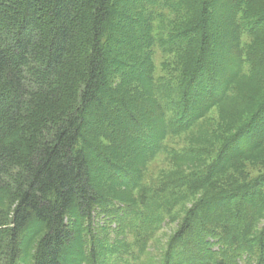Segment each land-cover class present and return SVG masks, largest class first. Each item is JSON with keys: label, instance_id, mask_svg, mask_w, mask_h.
<instances>
[{"label": "trees", "instance_id": "trees-1", "mask_svg": "<svg viewBox=\"0 0 264 264\" xmlns=\"http://www.w3.org/2000/svg\"><path fill=\"white\" fill-rule=\"evenodd\" d=\"M134 1L0 0V264H26L28 259L31 264L86 263L93 214L110 200L94 179L91 156L106 165L112 178L126 185L133 179L87 138L94 133L91 120L100 121L103 127L97 136L106 135L123 148L128 136L142 138L144 149L138 156L148 152L154 156L167 135L187 131L227 98L229 81L222 85L207 68L216 46L209 32L214 1L181 0L188 9L197 7L193 9L197 20L183 38L172 36L178 50L182 49L178 40L193 46L183 85L172 105L161 98L162 90L153 81L151 59L144 50L153 41L150 16L138 26L136 13L141 6ZM225 1L232 6L223 20L231 37L229 66L239 67L241 56L237 58L236 49L242 27L237 18H243L246 32L257 39L264 35V13L252 9L255 0ZM128 27L130 36L139 42L136 46L129 47L123 40ZM138 68L155 94L154 104L144 114L153 119L147 121L130 108V101L137 100L123 96L124 91H132V85L125 82L129 78H121L124 85L113 81L116 74H131ZM203 74L206 81L200 85ZM204 98L207 105L202 102V109L193 110L194 101ZM171 109L174 113L169 116ZM117 115L123 128L114 125ZM255 119L232 142L242 137L247 143L244 151L237 147L233 158L264 145V137L259 136L255 145L252 132L246 134ZM229 160H220L205 175L197 176L196 187L212 185ZM259 181L257 186L264 185V177ZM233 190L203 199L198 212L185 219L173 239L182 243L179 252L185 257L212 243L215 233L210 224L219 220L213 212L228 202L248 197L249 203L254 202L252 209L261 213L263 194L259 198L255 190L250 196ZM254 215L238 210V241L250 234ZM246 219L248 230L243 225ZM255 241L258 264H264V234ZM89 251L92 258L97 256L96 246Z\"/></svg>", "mask_w": 264, "mask_h": 264}, {"label": "rangeland", "instance_id": "rangeland-1", "mask_svg": "<svg viewBox=\"0 0 264 264\" xmlns=\"http://www.w3.org/2000/svg\"><path fill=\"white\" fill-rule=\"evenodd\" d=\"M152 1L153 4L151 2L144 4L143 0L134 1L135 6H141L136 13L139 14L137 23L141 27L145 16H150L153 41L150 48L144 47V50L151 59L153 81L162 90L161 98H166L172 105L177 99L176 91L183 85L182 79L186 76L185 70L193 47L190 46V51L187 41L178 40L176 43L179 46L182 44V49H176L172 36L175 34L180 39L183 38L185 32L189 31L188 27L197 20L193 11L197 7L188 9L181 0ZM213 1L209 32L216 46L214 58L207 68L222 85L229 81L228 95L224 101L207 111L203 118L196 121L187 131L167 135L162 142L161 151L154 156H150L149 152L138 156L144 149L142 138L128 136L127 147L124 149L123 145L119 146L118 142H114L106 135L97 136V133H102L103 127L98 120L90 121L93 123L91 125L94 133H88L87 138L92 144L97 145L100 153H106L113 164L120 165L125 171L130 172L133 179L126 185L124 180L119 181L115 175V178H112L113 176L108 175L106 165L91 156L95 169L94 179L106 190L110 200L108 206L98 207L93 214L92 230L87 233L88 252L85 250L88 257L84 264L259 262L260 255L257 252L259 248L255 240L264 234V204L261 213H256V210L252 209L254 202L249 203L248 197L230 201L224 209L218 208L213 212L214 219L219 220L210 224L212 225L210 227H214L215 239L209 246L198 248L185 257L179 252L182 243L173 242L185 219L190 213L198 212L197 208L203 199L233 189L234 193L236 190L248 193L249 196L255 190L259 198L260 195H264V185H256L261 183L259 180L264 177V145L233 158L237 147L244 151L247 143L243 142L242 137L237 143H232L257 116L252 123V131L246 134L252 132L255 145L260 141L259 136L264 137V111H260L264 108V35L258 36L257 39L256 36H250L246 32L247 23L238 16L237 22L242 28L238 35L240 44L236 49V55L237 58L241 56V61L239 67L229 66L231 37L224 27L223 20L228 16V9L232 6H228L225 0ZM256 1H254L256 6H252V9L264 13L262 6L264 0ZM258 4L260 5L257 6ZM124 35L123 40L129 47L139 44L130 36L129 27L125 29ZM193 38L196 39L198 36L194 35ZM138 70L131 74L118 73L113 81L115 84L124 85L121 78L126 76L129 78L125 82L132 85V91H124L123 96L137 100L134 104L132 100L130 101V108L137 116L147 121L153 119L152 115L144 118V114L149 106L154 104L155 94L150 89V84H146L147 77L142 75L141 69ZM200 78V85H204L206 76L203 74ZM200 93L202 94V91ZM201 100L199 103L194 101L193 110L202 109V102L207 105L205 98ZM173 109L169 116L173 115ZM114 119H116L114 125L123 128L119 115ZM219 158L222 162L230 159L225 170L216 175L212 185L203 189L197 188L196 177L205 175L210 167L220 161ZM231 193L233 192L229 194ZM255 205L258 206V202ZM244 209L248 214L255 212V217L250 234L243 239L239 238L238 241L235 231L236 223L239 222L238 210ZM243 225L248 230L249 219H246ZM93 245L98 252L95 258L91 257L89 251ZM26 264H31V259H28Z\"/></svg>", "mask_w": 264, "mask_h": 264}]
</instances>
